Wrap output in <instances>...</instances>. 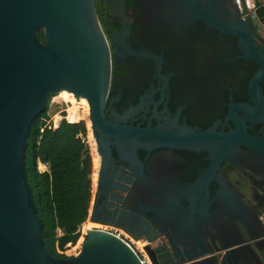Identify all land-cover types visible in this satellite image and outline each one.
Instances as JSON below:
<instances>
[{
	"label": "flooded vegetation",
	"instance_id": "flooded-vegetation-1",
	"mask_svg": "<svg viewBox=\"0 0 264 264\" xmlns=\"http://www.w3.org/2000/svg\"><path fill=\"white\" fill-rule=\"evenodd\" d=\"M194 1L210 11L209 0ZM241 1L228 0L222 16L235 20ZM95 6L112 59L104 122L92 131L87 107L70 108L84 113L89 126L94 229L121 230L143 248L149 238L164 247L161 234H168L184 249L183 264H264L263 158L234 148L224 157L222 144L151 149L149 137L124 131L231 132L246 118L240 110L250 112L257 65L245 60L236 37L188 19L183 0H95ZM247 125L249 134L263 136Z\"/></svg>",
	"mask_w": 264,
	"mask_h": 264
},
{
	"label": "water",
	"instance_id": "water-1",
	"mask_svg": "<svg viewBox=\"0 0 264 264\" xmlns=\"http://www.w3.org/2000/svg\"><path fill=\"white\" fill-rule=\"evenodd\" d=\"M183 1L191 11L188 19L197 18L236 37L245 60L257 65L249 82L250 112L241 109L245 120L239 118L236 129L228 133L186 128L178 133L151 128L124 131L149 137L151 149L199 151L222 144L224 157L234 148L264 159V0H250L252 9L248 0H242L235 20L222 16L228 0H209L208 12L194 0ZM41 31L45 43L39 38ZM111 68L95 0H0V264H142L122 239L95 229L88 230L78 256L55 258L45 246L44 226L27 176L32 125L47 111L51 98L65 91L74 94L88 106L92 131L96 130L104 122ZM62 123L55 118L53 129ZM247 123L259 127L263 136L249 134ZM161 236L164 247L149 238L150 245L144 248L153 264H170L167 257L173 264H183L179 259L184 249L168 234Z\"/></svg>",
	"mask_w": 264,
	"mask_h": 264
},
{
	"label": "trees",
	"instance_id": "trees-1",
	"mask_svg": "<svg viewBox=\"0 0 264 264\" xmlns=\"http://www.w3.org/2000/svg\"><path fill=\"white\" fill-rule=\"evenodd\" d=\"M39 38L46 42L43 31ZM46 113L32 125L26 148L27 176L44 226L45 246L55 258L68 259L72 257L60 253V249L77 245L76 250L86 238L80 230L91 207L93 163L90 147L84 140L87 129L80 122L81 114H58L55 118L60 117L63 123L54 130ZM40 164L48 170L41 172Z\"/></svg>",
	"mask_w": 264,
	"mask_h": 264
},
{
	"label": "rangeland",
	"instance_id": "rangeland-1",
	"mask_svg": "<svg viewBox=\"0 0 264 264\" xmlns=\"http://www.w3.org/2000/svg\"><path fill=\"white\" fill-rule=\"evenodd\" d=\"M69 101L71 103H73V105H69ZM76 101L77 102H74L73 99L70 98V96L65 95L63 93H61L59 96H56V97L51 98V102L48 105L47 113H46L47 116L49 117V120L47 121L48 124H50L51 127L53 128L54 127V121H55L54 118H55V116H57L58 114H60L62 112H66V114L68 116V110L70 108L74 107V106H78L80 111H81V109L83 111H85L84 110V107L85 106L82 105V104H80L78 102V100H76ZM76 110H78V109H76ZM69 112L70 113H73V112H78V111L70 110ZM81 116H82L83 120H81L80 122H84L86 124V129H88L89 126H88V124L86 122L87 116L84 113H81ZM87 144H88V142H87ZM89 146H90V149H91L92 146L91 145H89ZM93 158L94 157L92 156V163H93ZM39 170L41 172H45V171L48 170V168L46 166H43V165L40 164L39 165ZM92 187L94 189L93 184H92ZM94 195H95V191L92 192L91 204L93 203ZM90 223H92V224H90ZM91 225H92V227H91ZM88 227H89V230H92L94 228H97V226L92 222L91 214L90 213H89V217H88L86 223L81 226V234L83 232V234L86 235V232H87L86 228H88ZM76 246L73 247V246L68 245V246L64 247V251L62 249H60V251L64 252L65 255H67L68 257H75V256H78L79 255L82 245L80 246V248H78V249L75 250Z\"/></svg>",
	"mask_w": 264,
	"mask_h": 264
},
{
	"label": "built area",
	"instance_id": "built-area-1",
	"mask_svg": "<svg viewBox=\"0 0 264 264\" xmlns=\"http://www.w3.org/2000/svg\"><path fill=\"white\" fill-rule=\"evenodd\" d=\"M248 2H249L248 6L252 9L253 6L250 5L251 4L250 0H248ZM252 4H253V2H252ZM101 231L113 234V235L117 236L118 238L122 239L139 256L142 264H150L149 260L144 255L145 254L144 248L140 247L138 245V243L133 238H131L128 234L124 233L121 230H115V229H111V228H103V229H101ZM80 233H81V230H80ZM59 252L64 253L62 251H59Z\"/></svg>",
	"mask_w": 264,
	"mask_h": 264
},
{
	"label": "bare ground",
	"instance_id": "bare-ground-1",
	"mask_svg": "<svg viewBox=\"0 0 264 264\" xmlns=\"http://www.w3.org/2000/svg\"><path fill=\"white\" fill-rule=\"evenodd\" d=\"M65 92H66V91H65ZM61 93H64V92H61ZM61 93H60V94H61ZM68 93H69V92H68ZM60 94H58V95H56V96H59ZM70 94H72V93H70ZM72 95H73V94H72ZM56 96H54V97H56ZM84 106L88 108L87 105H84ZM70 110H71V109H69L68 112H69ZM88 112H89V111H88ZM89 113H90V112H89ZM90 122H91V121H90ZM84 140L88 142L87 138H86V139L84 138ZM88 143H89V142H88ZM87 233H88V231L86 232V235H87ZM86 235H85V236H86ZM139 246L142 247L141 245H139Z\"/></svg>",
	"mask_w": 264,
	"mask_h": 264
}]
</instances>
